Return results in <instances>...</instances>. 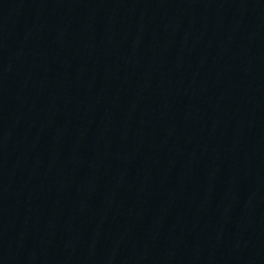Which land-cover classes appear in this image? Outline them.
<instances>
[{
    "label": "water",
    "instance_id": "water-1",
    "mask_svg": "<svg viewBox=\"0 0 264 264\" xmlns=\"http://www.w3.org/2000/svg\"><path fill=\"white\" fill-rule=\"evenodd\" d=\"M264 73V0H175Z\"/></svg>",
    "mask_w": 264,
    "mask_h": 264
}]
</instances>
